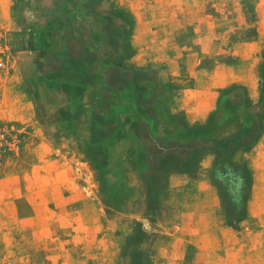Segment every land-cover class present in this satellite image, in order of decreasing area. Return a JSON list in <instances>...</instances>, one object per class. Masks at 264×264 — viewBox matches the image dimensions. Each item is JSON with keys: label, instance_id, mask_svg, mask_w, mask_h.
Wrapping results in <instances>:
<instances>
[{"label": "rangeland", "instance_id": "1", "mask_svg": "<svg viewBox=\"0 0 264 264\" xmlns=\"http://www.w3.org/2000/svg\"><path fill=\"white\" fill-rule=\"evenodd\" d=\"M72 2L58 0L45 29L32 0H0V264H264V125L217 155L244 134L245 107L264 105V0H107L121 65H155L176 102L198 89L226 114L243 106L237 128L196 151L174 142L167 157L148 147L147 88L108 101L56 73Z\"/></svg>", "mask_w": 264, "mask_h": 264}, {"label": "crops", "instance_id": "2", "mask_svg": "<svg viewBox=\"0 0 264 264\" xmlns=\"http://www.w3.org/2000/svg\"><path fill=\"white\" fill-rule=\"evenodd\" d=\"M32 2L40 15L45 16V29L51 25L52 29H56V18L51 19L50 16L56 17L58 0H32ZM103 6L106 9L104 14L101 13ZM73 8L72 13L77 22L75 34L62 37L61 31L56 32V73L58 72L65 80L63 82L65 85L77 87L85 85L89 87L90 92H93L94 87L99 86L102 95L110 94L106 96L111 98H107L108 101L120 95L123 96L122 102L126 101L125 95L130 94L131 86L147 88L145 91L147 96L141 99L143 103L137 108L150 110L155 115L154 124H151L154 129L151 128L148 132L149 148H155L164 157L173 156L174 142L187 143L189 149L196 151V149L204 148L206 141L219 138L222 134L238 127L240 114L237 108L240 111L243 106L240 108L236 106L234 111L226 114L223 109L225 99L218 96L215 100V94L211 97L210 92L198 89L188 90L185 96L180 97L176 102L172 77H170L171 86L162 87V84H157L159 80H162L159 77L162 74L158 75L155 72V65H151V68L137 63H131L134 64L131 68L121 65L119 61L125 62L124 36L118 29L110 31L109 25L102 24V22H109L107 0H74L70 10L73 11ZM113 27L115 28L114 25ZM36 61L40 62V59ZM131 61L136 62L135 59ZM164 76L167 79L169 75ZM129 77L136 80L135 84L130 82ZM247 101L248 97L245 98V103ZM205 104H208L207 111L204 109ZM184 106L190 108L184 109ZM119 108L120 105L117 106V109ZM245 108L249 112L250 122L258 118L257 110L253 106ZM140 120L143 124L144 119L140 117ZM250 122L248 126H245L244 131L253 128ZM145 141L142 140L144 143ZM211 160L212 156H204L200 161H194L193 167L203 170L208 167Z\"/></svg>", "mask_w": 264, "mask_h": 264}, {"label": "trees", "instance_id": "3", "mask_svg": "<svg viewBox=\"0 0 264 264\" xmlns=\"http://www.w3.org/2000/svg\"><path fill=\"white\" fill-rule=\"evenodd\" d=\"M255 108V107H254ZM259 122L257 128H248L244 131V134L239 137L238 142H233L230 145H226L225 143L220 146L217 150V155L219 158L223 156V152L225 150L235 149L240 146H246V144H251L252 142H256L261 135L262 125H264V105H262L261 111L258 113ZM208 142V141H206Z\"/></svg>", "mask_w": 264, "mask_h": 264}, {"label": "bare ground", "instance_id": "4", "mask_svg": "<svg viewBox=\"0 0 264 264\" xmlns=\"http://www.w3.org/2000/svg\"><path fill=\"white\" fill-rule=\"evenodd\" d=\"M77 13V12H76ZM41 22H38V24H40ZM30 63L31 65L35 66V70L36 72L38 73L39 77L42 78V79H46L48 81V75L45 73L44 74V71L42 68H40V66H38V64H32L31 62H28ZM103 75V74H102ZM50 83V82H48ZM77 83V82H76ZM51 84V83H50ZM47 86V85H46ZM38 92V91H37ZM40 92H38L39 94Z\"/></svg>", "mask_w": 264, "mask_h": 264}]
</instances>
